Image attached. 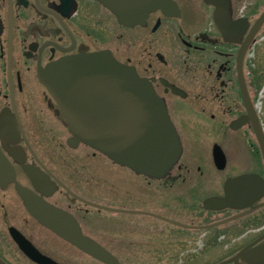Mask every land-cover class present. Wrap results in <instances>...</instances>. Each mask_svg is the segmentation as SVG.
I'll list each match as a JSON object with an SVG mask.
<instances>
[{
  "label": "flooded vegetation",
  "instance_id": "flooded-vegetation-1",
  "mask_svg": "<svg viewBox=\"0 0 264 264\" xmlns=\"http://www.w3.org/2000/svg\"><path fill=\"white\" fill-rule=\"evenodd\" d=\"M172 1L170 14L157 9L128 26L96 0H0V160L11 169L0 182L4 264H38L19 238L54 264H109L41 225L20 191L68 214L110 264H233L264 249V20L251 34L264 0H230L231 20L246 24L236 40L204 0ZM96 52L132 67L162 99L181 147L162 178L69 142L38 74Z\"/></svg>",
  "mask_w": 264,
  "mask_h": 264
},
{
  "label": "water",
  "instance_id": "water-1",
  "mask_svg": "<svg viewBox=\"0 0 264 264\" xmlns=\"http://www.w3.org/2000/svg\"><path fill=\"white\" fill-rule=\"evenodd\" d=\"M96 1L109 10L118 22L128 26L142 23L154 10L168 15L175 8L172 0ZM204 2L214 7L213 19L218 29L230 40H236L246 24L231 20L230 0ZM263 20L264 13L254 24L251 34ZM38 78L58 102L65 126L71 134L69 142H81L113 163L154 179L165 176L177 162L181 147L162 99L146 79L110 53L61 58L39 72ZM8 171L11 169L0 160V182L7 180ZM232 183L234 191L241 193L239 185L242 182ZM20 192L28 212L41 225L92 257L110 264L104 250L82 236L68 214L30 196L28 192ZM229 200L235 202L238 199L233 195L225 201ZM17 242L34 262L54 264L20 238ZM263 256L264 249L241 252L233 259V264H238L237 259L248 264H264ZM250 257L252 261L248 260ZM0 264L4 263L0 261Z\"/></svg>",
  "mask_w": 264,
  "mask_h": 264
},
{
  "label": "rangeland",
  "instance_id": "rangeland-1",
  "mask_svg": "<svg viewBox=\"0 0 264 264\" xmlns=\"http://www.w3.org/2000/svg\"><path fill=\"white\" fill-rule=\"evenodd\" d=\"M259 98H260V99H261V98H264V85L262 86V88H261V90H260ZM107 171H108V170H107ZM109 173H110V175L112 176L114 172L111 170V172L108 171L107 174L109 175ZM108 175H106V176H107V179H106V180H107V182H108L109 184H111L112 181H113V179H112L111 177H109ZM95 233H97V235L100 236V235L103 234V231H102V230H98V231H96ZM99 236H98V237L96 236V237L99 238ZM101 237H103V236H101ZM42 238H43V239H46L48 243H50V244H52V245L54 244V243H53L54 239L51 238V239H52V240H51L50 237L47 238L46 236H43ZM99 239H100V238H99Z\"/></svg>",
  "mask_w": 264,
  "mask_h": 264
}]
</instances>
